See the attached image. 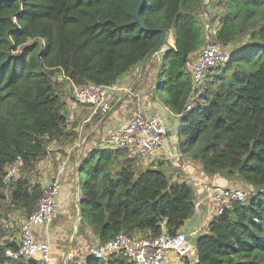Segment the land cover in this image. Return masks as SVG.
<instances>
[{"label": "trees", "instance_id": "trees-1", "mask_svg": "<svg viewBox=\"0 0 264 264\" xmlns=\"http://www.w3.org/2000/svg\"><path fill=\"white\" fill-rule=\"evenodd\" d=\"M140 2L0 0V189L17 158L30 170L48 142L76 137L66 132L56 79L114 85L141 66L164 30L174 44L161 55L156 94L179 117V151L206 175L252 191L213 218L196 241L194 264H264V0H143L138 11ZM207 8L214 41L236 46L193 91L189 65L209 30L199 20ZM128 151L92 149L78 160L81 217L101 244L120 233L173 236L195 213L191 185L142 170ZM41 194L39 184L19 178L10 202L28 217ZM6 248L15 245L0 248V264ZM93 262L132 264L123 254Z\"/></svg>", "mask_w": 264, "mask_h": 264}, {"label": "crops", "instance_id": "crops-1", "mask_svg": "<svg viewBox=\"0 0 264 264\" xmlns=\"http://www.w3.org/2000/svg\"><path fill=\"white\" fill-rule=\"evenodd\" d=\"M166 44L168 47H172L174 44L171 33L166 35ZM194 56L195 54L191 56L189 72H191ZM155 58L157 59L154 56L147 62L140 80L138 78L141 66L131 69L119 78L117 84L121 88V94L115 92L109 95L111 109L96 124L92 120L98 112H94L88 106H84L87 107L85 109L84 107L79 108L83 105L77 103L72 96L75 101L71 107L73 112L77 115L81 113V117L84 118L78 126L74 124L66 126V132L75 134L76 137L72 141H70L72 136H68L61 140L48 142L45 157L36 162L30 170L28 169L29 172L26 176L20 174L19 178L29 180L30 185L39 184L41 188L56 179L61 183V190L56 197L58 210L52 222L33 229L35 241L49 244L51 264H101L93 262V259L96 258L89 255L90 249L99 241L83 221L77 206L81 199L77 181L78 160L85 157L84 152L91 145L97 146V149H109L103 141H100V130L106 131L111 128L110 132H112L115 128L123 127L128 119L137 113H141L146 118L156 117L161 120L171 138L169 149L157 152L152 158L147 159L142 155L141 158L137 157L140 168L161 171L171 184L186 183L191 185L194 190L195 203L200 202L198 208H195L194 215L179 230L193 235L190 241L194 246V257L188 259V261L193 260L192 264L196 261V241L207 233L208 225L215 217L214 207L207 198L208 191L215 187L233 188L242 185L237 179H229L221 175H206L199 164L189 161L185 156L180 159L171 156L179 151V146L173 143L172 139L177 136L180 121L179 117L173 115L163 105L162 97L156 94L158 72L155 70V66L159 67L160 60ZM58 83V92L62 100L60 95L62 84ZM67 84L71 88V84ZM61 168L62 172L58 174ZM81 228H83V232L79 233ZM176 260L175 257H171L168 259V262L171 261L168 264H174ZM4 264L27 263L8 261Z\"/></svg>", "mask_w": 264, "mask_h": 264}, {"label": "built area", "instance_id": "built-area-1", "mask_svg": "<svg viewBox=\"0 0 264 264\" xmlns=\"http://www.w3.org/2000/svg\"><path fill=\"white\" fill-rule=\"evenodd\" d=\"M164 52L165 50L160 52V55ZM230 57L231 54L215 42L210 34L206 33L204 44L195 53L190 72L193 91L199 90L206 74L211 69L224 65ZM119 89L117 83L111 86L88 84L76 87L71 85L72 96L76 102L92 108L101 116H105L111 109L109 95ZM186 109L189 110L190 105ZM103 142L109 149L128 148L148 159L154 157L159 151L169 149L171 138L161 120L156 117L146 118L141 113H137L129 118L123 127L115 128ZM172 142L179 146L177 136L172 139ZM171 156L180 159L183 155L177 151ZM22 165L20 158L9 164L5 168L4 182L15 178ZM61 172L62 168L58 174ZM60 190L61 183L58 179L42 188V194L36 207L21 224L18 241L14 242L15 248L4 250L6 262L51 264L49 244L35 241L33 229L52 222L58 209L56 197ZM251 194V187L242 183L233 188H212L208 191L207 198L214 207L216 217L229 208L233 202H245ZM199 204L200 202H196L195 208H198ZM192 236L190 233L178 231L173 236L163 233L156 238L130 239L120 233L104 244L98 242L90 249L89 255L108 261L112 255L123 254L132 264H168L166 254L169 251L182 259L194 257V246L190 241Z\"/></svg>", "mask_w": 264, "mask_h": 264}, {"label": "rangeland", "instance_id": "rangeland-1", "mask_svg": "<svg viewBox=\"0 0 264 264\" xmlns=\"http://www.w3.org/2000/svg\"><path fill=\"white\" fill-rule=\"evenodd\" d=\"M209 18L210 16L208 15V8L204 13L201 12V14L199 15V20L203 22L205 28L209 29L207 30V33L212 36L213 26H210ZM235 46L236 45L234 46L228 45L224 47V50L231 54V51L234 50ZM240 46L242 47V45ZM155 57H157V59L155 58L156 60H160L161 59L160 53H158ZM155 70H157L158 72L157 78H156V84H157L156 86L157 88H160L159 84L161 83L163 73H162L161 68L158 69V67L156 66H155ZM58 82H61L62 84V92H60V95L62 96V101L65 102L63 103L64 105L63 113L65 114L67 118V124L69 126L70 125L72 126L73 124L78 126L81 122H83L84 118L81 117L80 115L81 113L77 115L76 113L73 112V109L71 108L74 105L73 103H75V101L72 99L73 94H72L71 88L67 84L68 83L67 81H63L60 78H58L55 80V84L57 83L56 86H59ZM120 89L116 91L117 94H121ZM82 107L84 106H79V108H82ZM85 108L87 107H84V109ZM101 118L102 116L99 113H96L94 115L92 122L96 124L97 122L101 120ZM110 131H111V128H108L106 131L104 129L102 131L100 130V135H99V138H101L100 141L105 140L107 136L109 135V133H111ZM92 148L97 149V146L91 145V147H88V149L84 153L87 154V152L92 150ZM128 153L132 156L141 158V155L136 153V151L134 150H129ZM28 172L29 171H27V169H23L22 171V169L20 168L17 176L13 178L11 181L6 182L5 187L3 189H0V248L4 247L7 243H14L18 241L20 227H21L22 222L26 219V217H25L24 212L20 208H17L12 205V203L10 202V193H11L12 187L14 186V183L16 182L17 179H19L20 174L23 176H26ZM82 232H83V228L79 229V233H82ZM90 241H92L91 238H90ZM50 257H51V252H50ZM171 257H175L177 259L176 262H174V264H184L188 260V259L186 260V259L177 257L173 252H170V251L167 252L166 258L170 259ZM189 262L190 264H192L193 260H189Z\"/></svg>", "mask_w": 264, "mask_h": 264}, {"label": "water", "instance_id": "water-1", "mask_svg": "<svg viewBox=\"0 0 264 264\" xmlns=\"http://www.w3.org/2000/svg\"><path fill=\"white\" fill-rule=\"evenodd\" d=\"M142 2L143 0H141L140 2V6L138 8V11L140 9V7L142 6ZM138 11L136 12V16L137 19L139 21V15H138ZM160 40L159 42L156 44V46L150 51V53L145 57V59L143 60L142 64H141V68H140V73H139V80L142 78L145 68H146V64L147 62L153 58L154 56H156L158 53L163 52L164 50L167 51L168 50V46L166 44V34L164 30H160ZM78 206V210H80V202L77 203Z\"/></svg>", "mask_w": 264, "mask_h": 264}]
</instances>
